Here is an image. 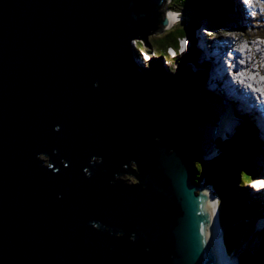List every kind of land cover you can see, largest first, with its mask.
<instances>
[{"label":"water","instance_id":"95a60500","mask_svg":"<svg viewBox=\"0 0 264 264\" xmlns=\"http://www.w3.org/2000/svg\"><path fill=\"white\" fill-rule=\"evenodd\" d=\"M164 1L0 0V264L230 263L194 163L236 140L229 103L135 60Z\"/></svg>","mask_w":264,"mask_h":264},{"label":"trees","instance_id":"16d2710c","mask_svg":"<svg viewBox=\"0 0 264 264\" xmlns=\"http://www.w3.org/2000/svg\"><path fill=\"white\" fill-rule=\"evenodd\" d=\"M229 1L230 5L228 0H172L171 9L179 12L182 20L165 31H155L149 36L150 44L156 53V56L153 57V63L156 61V63H162L164 56H167L172 64L175 62V64L180 65L189 60L194 61L195 57L192 48L186 55L178 54V58L173 59L174 61L172 59L170 60L167 50L171 46L179 48L180 40L185 37L193 40L194 32L199 29L203 21H210L215 26L214 23L219 22L217 19L222 18L221 14L227 19L228 11L232 9L231 4L235 7L233 0ZM165 7L169 8L170 6L164 4L159 8L160 17L157 22L158 27H161V21L164 19ZM181 29L183 30L182 32ZM215 34L217 36L218 32ZM137 42L142 43L145 47L143 41ZM146 50L148 49L146 48ZM150 50H148L149 53ZM245 124L246 126L237 129L235 135L236 140L221 141V152L216 158L208 162H202L204 161L203 153L199 152L194 161L195 165L199 163L201 166L200 169H197L195 166V180L198 182L199 180H205L206 176L209 178L206 181L208 184L214 186L218 196H221L219 198L222 199L220 202L222 218L227 220L226 222L228 223L240 221L245 223L250 220L252 221L255 217V209L252 211V206L245 203L246 193L244 188L240 186V183L244 184L246 180L249 181L252 179L255 173L257 174L259 169L255 160L257 155L260 157L261 154L257 149L258 143L255 138V127L249 130V124ZM249 127L251 128L250 125ZM201 175L203 176L201 177ZM257 207L262 208L261 203ZM239 229V226L233 225L230 227V232L227 233L226 241L231 251L236 248L235 245H238L239 240L243 236V232L240 234ZM260 253L264 258V245Z\"/></svg>","mask_w":264,"mask_h":264},{"label":"clouds","instance_id":"9594fccd","mask_svg":"<svg viewBox=\"0 0 264 264\" xmlns=\"http://www.w3.org/2000/svg\"><path fill=\"white\" fill-rule=\"evenodd\" d=\"M167 1V0H166ZM166 1H164V3L161 5V6H163L165 3H166ZM238 2V5L240 6L239 8L241 9V10H245L244 11V13H245V15H247V18H248V20H253V17L254 18H256L255 17V15H256V12L257 13H259L260 12V10H262L261 9V7H258L257 6V4L256 3H258V2H256V0H250V3L248 4V5H243L242 6V4H243V0H238L237 1ZM255 5V6H254ZM262 7H264V5H262ZM168 8V7H167ZM249 10H251V11H253V13H252V15H253V17H251L250 15H249ZM166 11L167 12H169V8L166 10V7H165V14H166ZM174 11V10H173ZM256 11V12H255ZM240 12H242V11H240ZM164 14V15H165ZM230 13L228 12V18L226 19V20H230L231 19V15H229ZM234 14V13H233ZM179 15H180V13L179 12H176V11H174L173 13H171V12H169L168 13V18H167V20H168V24L167 25H169V27H172V26H174L175 24H176V21H177V23H178V17H179ZM181 17V16H180ZM182 18V17H181ZM182 20V19H181ZM180 20V21H181ZM217 20H219V22L221 23L223 20H224V17H222V18H218ZM175 23V24H174ZM235 25H237V26H239L240 27V25H238V24H235ZM205 26H211L212 28H204ZM204 28L203 30H205V32H206V34L208 35H206V34H203L205 37H207L208 39H210V38H214L215 37V35H214V33L217 31L216 30V28L212 25V23L210 22V21H203L202 23H201V25H200V27L199 28ZM263 27V26H262ZM264 28V27H263ZM166 29V28H165ZM238 30H240V28H236V29H233V30H230V31H235V32H229V31H225V30H223V29H221L220 30V34L221 35H223V36H221V38H216V39H214L213 40V44H212V46H214L215 44L216 45H225V44H229L230 43V40H228L229 38H232L233 40H231L232 41V43L230 44V48H225V49H223V50H221V51H219L218 52V50H216V52H218V54H219V57H221V61H222V65H223V74L225 75H228L229 76V78L230 79H232V77H231V74L229 73V71L227 72V68H228V66H227V63H226V60H228L231 64H236L237 63V55L239 56V54H240V52H239V50L241 51V52H243L244 51V48H246L247 49V47H250L251 46V44L252 45H254L255 46V48H257L258 46H259V43L257 44V45H255L254 43L255 42H252V40H250V38L252 37V35H249V36H245V35H240L239 36V33H238ZM183 30L181 29V32H182ZM161 32V31H160ZM229 36V37H228ZM231 36H233V37H231ZM149 38V37H148ZM138 41H142V40H138ZM260 43H264V41H260ZM144 45H145V47L142 45V43H140V42H137L136 41V46H137V50H138V48H139V50H138V52H137V54L135 55V60H136V62L138 63V64H140L141 66H146L147 67V65H149V64H152L153 63V57H155L156 56V53L154 52V50H153V48L151 47L150 49L148 48V46L149 45H147V44H145L144 43ZM197 47H200V44H199V42H197L196 41V35L193 37V40H191V38H189V37H185V38H183V39H181L180 40V46H179V48H175V47H169L168 48V50H167V52H168V56H170V60H171V58H173V59H177L178 57H177V55L179 54V55H186L189 51H190V49L192 48V51H193V55H194V57H195V60L194 61H192V63H197V65L196 66H198L200 69L199 70H197L202 76H203V78H204V84H205V80H206V78H207V70H208V64H204L203 62H202V60L200 59V55H199V52H198V49H197ZM146 48L148 49V50H150V53L148 52V50H146ZM239 48V49H238ZM245 49V50H246ZM245 53H246V51H245ZM246 55V54H245ZM247 56V55H246ZM149 57H151L152 58V60H150L149 61ZM242 57H243V55H242ZM248 57V56H247ZM172 59V60H173ZM239 59H241V58H239ZM163 60L168 64V65H173L172 64V62L171 61H169V59L167 58V56H164L163 57ZM199 62H202V63H199ZM240 63L241 64H243L244 63V61L243 60H241L240 61ZM167 66V65H166ZM167 67H169V66H167ZM258 68H260V69H264V63H259L258 64V66H257ZM196 70V69H195ZM171 71H172V73L173 74H175V72H176V67L175 66H173L172 67V69H171ZM228 76H227V81H228V83H230L229 82V80L230 79H228ZM213 79H214V76H213ZM238 79H239V83L240 84H245L246 83V81L248 82L247 83V88L248 89H250L253 93H259L260 94V96L261 97H264V75H261L260 74V72L259 71H256V72H248V71H244V70H242V71H240L239 73H238ZM210 82H212V81H210ZM255 85V86H254ZM206 86V85H205ZM210 86L211 87H214V88H216V89H220V86H218V85H213L212 83L210 84ZM207 90H208V88H207ZM218 94H220V93H218ZM218 94H215V95H218ZM223 94H221V95H219V96H222ZM225 96H226V98H227V100H228V103H229V109L231 108L230 106H231V102L229 101V97H228V94L226 93L225 94ZM262 99V98H261ZM233 102H236V103H239L240 101L239 100H236V101H233ZM240 108V107H239ZM241 109V108H240ZM246 114L248 113V114H250L249 112H247L245 109H242ZM231 120V119H230ZM231 123H233V122H231ZM244 123H251V121H250V118L248 117V115L244 118ZM234 124V123H233ZM256 125L259 127L260 126V124L259 123H256ZM233 126V125H232ZM234 127V129H233V131H237V129H239V128H241V127H235V126H233ZM248 127H249V125H248ZM254 126H252L251 128H253ZM260 128V127H259ZM255 138H256V140H257V143H258V145H257V149H258V146H259V144L261 143V141L260 140H262L263 141V139H262V135H260V136H258L257 135V133H255ZM264 143L262 142V146L264 147V145H263ZM260 149V148H259ZM258 149V151H259V153L261 154V152H262V150H261V152H260V150ZM55 151V150H54ZM262 154H263V152H262ZM261 154V155H262ZM48 156L47 155H45L44 153H39L38 154V156H37V159L38 160H43V166L44 167H46V168H49V169H51V168H53V164L52 163H50L49 161H48ZM93 161H96V163H99V161H100V157H97V156H93V157H91L90 158V163H93ZM256 161V164H257V167H258V169H259V171L258 172H264V158H262L260 161L261 162H257V160H255ZM61 163H63L64 165H65V167L67 166V162L66 161H61ZM93 164H95V163H93ZM133 167H135V164H133ZM88 170L89 169H87V168H85L83 171H84V174L85 173H87L88 172ZM258 179V180H257ZM203 182H206L207 183V181L206 180H204ZM241 182V181H240ZM241 184V183H240ZM262 184H264V177L263 178H258V176H254L252 179H250L248 182H245L244 183V185H246V187L244 188V190L245 191H247V193L249 194V187L248 186H251V185H253V187H254V189H255V187H259L260 185L262 186V188H261V190H256V191H254V193H253V197H256L257 198V196H262V195H264V187H263V185ZM206 185H210L211 186V196H214L215 198H216V202L219 200L220 202H221V199L219 198V196H218V194L216 193V191H215V189H214V187L211 185V184H206ZM209 190V189H208ZM208 192V191H207ZM263 200V199H262ZM253 202V201H252ZM262 203H264V201H262ZM218 205V204H217ZM251 206H252V204H251ZM262 208H264V204L262 205ZM218 209H219V206H218ZM219 212L222 214V212H221V210L219 209ZM264 215V214H263ZM261 216V212H260V215H258V217H260ZM257 217V218H258ZM257 218L255 219V217L253 218V220L251 221V222H255L256 220H257ZM249 221V222H250ZM263 228V226H260V229H262ZM258 232H260V231H257L256 232V234L258 233ZM263 233H264V230L261 232V233H259V234H262L263 235ZM255 234V236H256V238L258 237V239H259V241L260 242H264V238L262 237H259V234H257L256 235ZM226 238L227 237H225V240H226ZM225 243H226V246L228 247V249H230L229 248V245H228V243H227V241H225ZM223 246H224V243H223ZM262 246L263 245H261V247L259 248V252H260V249L262 248ZM224 248H225V246H224ZM225 252H226V250H225ZM239 253L240 252H232L231 254H228V253H226L227 254V256H228V263L230 262V264H238L237 263V259H238V255H239ZM234 255L236 256V257H234ZM231 256H233V257H231Z\"/></svg>","mask_w":264,"mask_h":264},{"label":"rangeland","instance_id":"374dc122","mask_svg":"<svg viewBox=\"0 0 264 264\" xmlns=\"http://www.w3.org/2000/svg\"><path fill=\"white\" fill-rule=\"evenodd\" d=\"M171 2V3H170ZM228 2H229V5H230V1L228 0ZM233 2H234V6L235 7H233L232 6V4H231V7H232V10L230 9L228 12L230 13L229 15H231V19L230 20H226L225 18H224V20L220 23V22H216V24L214 23V27L216 28V32H218V34H217V36L215 35V37H217V38H221V36H223V35H221L220 34V30L221 29H223V30H225V31H229V32H235V31H230V30H233V29H236V28H240V30H238V33H239V36L240 35H245V36H249V35H252V37L250 38V40H252V42H258L259 44H264V43H260V41H264V16H261L260 15V13L261 12H264V7H262V4H260V3H256L257 4V6L258 7H261V9L262 10H260V12L258 13V15L256 16V18H254L253 17V20L251 19V20H248V18H247V15H245V13H244V11L245 10H241L239 7L240 6H238V5H236V4H238V2H237V0H233ZM166 6L167 5H169L170 7H169V12H171V13H173L174 11L171 9V4H172V0H167L166 1ZM177 6V5H176ZM255 6V5H254ZM168 8L166 7V10H167ZM232 11H234V14H233V12ZM240 11H242V12H240ZM169 12H167L166 11V14H165V17H166V19L168 18V13ZM238 14H241L242 15V17L245 19L244 21V24L243 23H241V25H240V27L239 26H237V25H235V24H237L236 23V20H237V15ZM181 16V15H180ZM179 16V18H178V22L182 19L181 17ZM221 16L223 17V15L221 14ZM252 17V16H251ZM184 18V17H183ZM239 20H240V22L242 21V18L241 17H239ZM176 23H177V21H176ZM175 24V23H174ZM213 24V23H212ZM263 26V27H262ZM166 28V29H165ZM168 28H170L169 27V25H166L165 27H164V30L163 31H165V30H167ZM204 28H212L211 26H205ZM204 28H199V29H197L194 33V36L196 35H198V36H200V37H203V38H205L204 37V35L203 34H206V32H205V30H203ZM215 32V33H216ZM202 35V36H201ZM207 35V34H206ZM208 36V35H207ZM231 37H233V36H231ZM206 39V38H205ZM214 38H210L209 40H213ZM204 41V43H207V44H212V43H210L207 39L206 40H203ZM151 42H150V38H148L147 40H146V42H145V44H147V45H149V46H151L152 47V45L150 44ZM212 47V46H211ZM199 55H200V59L202 60V57H201V54L199 53ZM171 59H173V58H171ZM174 61V60H173ZM157 62V61H156ZM152 63V64H149V65H147V67L151 70V71H154L159 65H160V67L163 69V71H168V72H170V73H172V71H171V69H172V67L173 66H175L176 67V72L175 73H178V72H180L185 66L188 68V69H191V70H189V71H192L193 73H198V74H200L197 70H199L200 68L198 67V66H196L197 65V63H192V61H188V62H186V63H184V64H175V62H173L174 64L173 65H168L164 60H163V62L162 63H160V62H158V63ZM199 63H202V62H199ZM169 66V67H171V68H169V67H167V66ZM193 66V67H192ZM196 69V70H195ZM201 75V74H200ZM202 76V75H201ZM205 85H207V84H205ZM209 90V89H208ZM211 92V91H210ZM212 93V92H211ZM219 92H217V93H213V94H218ZM218 95H221V93L220 94H218ZM222 96H224L225 98H226V96L225 95H222ZM227 99V98H226ZM228 101V100H227ZM262 103H263V105H264V102L263 101H261ZM262 105V104H261ZM231 109V108H230ZM230 117H231V115H230ZM251 118V117H250ZM231 121L233 122L234 121V119H231ZM250 121L252 122V119H250ZM250 125V124H249ZM244 126H246V124L244 123V121H243V119H242V124H240L239 126H237V127H244ZM251 127H252V125H250ZM231 128H234L233 126H231ZM246 128V127H245ZM248 129L249 130H251V129H253V128H250V127H248ZM237 131H231V132H229V133H231L230 135H233V134H235ZM229 133H227L226 135H229ZM229 135V136H230ZM258 149H259V146H258ZM260 150V149H259ZM260 152H261V150H260ZM261 154H262V152H261ZM207 158H211L210 156H209V154L205 157V161H208V160H211V159H208L207 160ZM214 158V157H213ZM212 158V159H213ZM256 160H257V162H261V161H259L258 159H257V157H256ZM129 168H130V170L131 171H133V172H137V166L135 165V167H133V164H130V166H129ZM203 175H201V177H202ZM121 180H125V182H127V183H129V184H134V183H137L138 182V179L133 175V174H130V173H121L119 176H118ZM208 180L209 178L206 176L205 177V180ZM204 180V179H203ZM203 180H201V181H203ZM200 181V180H199ZM208 183V182H207ZM206 182H204V184L206 185L207 184ZM209 187L207 188V189H209V190H207L208 192H209V195H210V197L211 198H215L214 196H211V186L210 185H208ZM240 186L242 187V188H245L246 187V185H244V184H240ZM214 187V186H213ZM249 187V186H248ZM215 188V187H214ZM217 193V192H216ZM245 198H246V200H245V203L247 204V205H249V206H251V204H252V211H253V209H255V212H254V214H255V219L258 217V215H260V212H261V216L260 217H258L257 218V220L255 221V222H245V223H242V221H240V222H226L227 220H224L223 218H222V214L218 211V214H217V216H216V223H217V228L218 229H220V231L222 230V235H221V238H222V240H223V243H224V246H225V250H226V253H228V254H231L232 253V251L233 252H240V253H242V254H240V256L242 257V256H244V258H245V260H246V262L248 263V264H252V263H254L253 262V256L248 252L249 250L250 251H257V250H259V248L261 247V245H264V242H260L259 241V239H258V237L256 238V236H255V234H256V232L257 231H260V232H258L257 234H259V233H261L263 230H264V208H258L257 207V205L258 204H260L261 203V205H263L264 203H262V201H264V195H262V196H257V198L256 197H254V198H256V199H251L253 196H252V194H251V192L249 191V194L247 193V191H245ZM220 196V195H219ZM221 197V196H220ZM221 199V198H220ZM263 199V200H262ZM222 200V199H221ZM253 201V202H252ZM218 206H219V209H220V201L218 200ZM214 203H216V199H214ZM228 223V224H227ZM233 225H236V226H239L240 227V229H239V232H240V234L243 232V236L241 237V239L239 240V243H238V245H235L236 246V248H234L232 251L230 250V249H228V247L226 246V243H225V237H226V234L228 233V232H230V227L231 226H233ZM260 226H263V228L262 229H260ZM217 231V230H216ZM256 234V235H257ZM223 236V237H222ZM259 237H263L264 238V236L262 235V234H259ZM231 257H233V256H231ZM234 257H236L235 255H234ZM237 263H238V259H237Z\"/></svg>","mask_w":264,"mask_h":264},{"label":"bare ground","instance_id":"6f19581e","mask_svg":"<svg viewBox=\"0 0 264 264\" xmlns=\"http://www.w3.org/2000/svg\"><path fill=\"white\" fill-rule=\"evenodd\" d=\"M232 10V9H231ZM234 13V11H232ZM239 17L242 18V21L240 22ZM245 19L242 17L241 14L237 15V20L236 23L238 25H241V23L244 24ZM214 35H216L214 33ZM202 36V35H201ZM205 37V36H204ZM210 43L213 44V40L216 39L217 37H214L213 40H209L207 37H205ZM203 37L200 36H196V41L199 42L200 47H197L198 52L201 54L202 57V62L204 64H208V70H207V78L205 80V84L206 88L209 89V91H211L212 93H221L223 95H225L226 93L229 95L230 92L227 90V75L223 74V65H222V61H221V57H219L218 52L225 49V48H230V44L232 43L231 40H233L232 38H229L228 40H230L229 44H225V45H214L212 46V44H207L204 43L203 40H206ZM255 45L258 44V42L254 43ZM212 46V47H211ZM216 50H218V52H216ZM246 55L248 56V61H247V65L246 67L243 69L244 71H248V72H256L259 71L261 75H264V69H260L258 68V64L259 63H264V44H259V46L257 48H255L254 45L251 44V46L247 49ZM178 57V56H177ZM193 67V66H192ZM236 71V73H239L240 71H242V69H234ZM214 76V79H213ZM212 81V82H210ZM213 85H218L220 86V89H216L214 87H211L210 84ZM240 84V83H239ZM244 85V84H243ZM255 86V85H254ZM257 94V96L260 98L261 101H263L262 99H264V97H261L259 93H255ZM262 98V99H261ZM229 101L231 102V109H229V115H231L230 119H234L233 123H231L233 126L237 127L240 124H242V119L244 121V118L248 115V117L250 119H252V122L249 123L250 125L255 127V133H257L258 136L263 135L264 136V105L262 104V107L260 108L257 105H253L249 102L246 101V99H242L239 103H235L232 101L231 98H229ZM264 102V101H263ZM241 109H240V108ZM242 109H247L249 111L250 114H246ZM232 122V121H231ZM256 123L260 124V128L256 125ZM222 130H225L224 128ZM261 143L259 144V148L262 150L263 154L259 157L257 155V159L260 161L262 158H264V147L262 146V140H260ZM255 176H258V178H263L264 177V172H257V174L255 173ZM258 180V179H257ZM262 186L260 185L259 187H253V185L249 186V191L251 192V194L253 195L254 191H258L261 190ZM209 193V192H208ZM209 198V202L210 205L216 204L214 203V199L216 198H211L210 195H207ZM251 199H254V197H252ZM212 210V217L213 220H216V216L218 214V205L216 204L215 209L213 207H211ZM220 230L217 229V231L215 230V226L213 229V241L214 244L217 245V249L221 247L222 249V239H220ZM219 261L222 258V255L220 253H218L217 255ZM221 264H225L224 262L220 261ZM230 264V263H229Z\"/></svg>","mask_w":264,"mask_h":264},{"label":"snow or ice","instance_id":"6c2138e0","mask_svg":"<svg viewBox=\"0 0 264 264\" xmlns=\"http://www.w3.org/2000/svg\"><path fill=\"white\" fill-rule=\"evenodd\" d=\"M256 2H258V3L262 4V5H264V0H256ZM249 3H250V0H243V4H242V6H243V5H248ZM255 12H256V11H255ZM252 13H253V11L249 10V15L253 17ZM257 15H258V13L256 12L255 17H256ZM260 15H261V16H264V12H261ZM179 16H180V15H179ZM178 18H179V17H178ZM228 37H229V36H228ZM133 43L136 44V41H133ZM138 50H139V48H138ZM150 60H152L151 57H149V61H150ZM55 130H56V131H59L60 129H59V127L57 126ZM159 140H160V138L157 137V138H156V142L158 143ZM99 162H101V161H99ZM130 162L133 163V164L136 163L135 161H133V160H131V159H130ZM93 163H96V161H93ZM200 167H201L200 164L197 163V164H196V168H197V169H200ZM90 175H91L90 170H88V172L85 173V176H86V177H89ZM117 179H119V177H117ZM245 182H248V181L246 180ZM113 183H115V181H113ZM135 186H141V184H136ZM208 194H209L208 192H205V193H204L205 196H207ZM218 203H219V202L217 201L216 204H218ZM216 204L209 205V206H210V207H213V208L215 209ZM92 227H93V229H95V230H97V231L100 230L99 227H97L95 224H93ZM105 230H107V229H105ZM116 236H117L118 238H119V237H122V236H123V231H122V230L117 231ZM129 240H130V241H133V240H134L133 235H131V234L129 235Z\"/></svg>","mask_w":264,"mask_h":264}]
</instances>
